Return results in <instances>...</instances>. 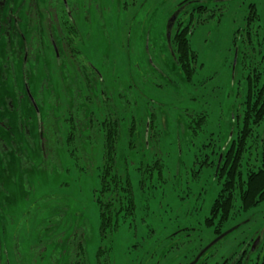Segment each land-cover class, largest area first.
Masks as SVG:
<instances>
[{
  "label": "rangeland",
  "instance_id": "374dc122",
  "mask_svg": "<svg viewBox=\"0 0 264 264\" xmlns=\"http://www.w3.org/2000/svg\"><path fill=\"white\" fill-rule=\"evenodd\" d=\"M52 1L0 3V264H230L245 253L235 264H264V201L225 222L221 238L206 224L255 66L264 82V0H67L94 76L61 41ZM191 13L187 77L169 34ZM110 115L135 211L103 238L96 194ZM260 154L253 141L244 169Z\"/></svg>",
  "mask_w": 264,
  "mask_h": 264
},
{
  "label": "trees",
  "instance_id": "16d2710c",
  "mask_svg": "<svg viewBox=\"0 0 264 264\" xmlns=\"http://www.w3.org/2000/svg\"><path fill=\"white\" fill-rule=\"evenodd\" d=\"M66 1H52L56 10L55 19L58 24L61 41L68 48L69 55L75 57L81 63L79 64L83 72L87 76H94L95 71L88 64H84V60L80 56V50L77 47L79 31L69 15ZM251 7V13L248 16L249 21L254 16H257L254 4H251ZM206 9L207 7L204 5L198 8L201 11ZM193 21V13H191V21L188 25H184L182 19L177 18L175 32L170 39L175 58L180 69L187 77H191L196 70L197 61V53L190 42ZM257 28L258 26L252 31L254 35L249 31L247 32L248 38L251 39L257 35ZM255 38L257 39L258 36ZM260 76L261 70L258 69V66H255L252 75L248 76L249 87L243 102V113L240 114V119L237 122L238 130L236 136L232 138L229 147L223 152L218 167L221 189L213 203L210 216L206 218L208 226H217V235L223 233L221 230L222 225L239 211L248 210L264 201V130L262 134H259L260 131H258L264 122V82L259 85ZM201 122H198V124L201 125ZM102 123L105 139V163L101 175V187L97 191L96 200L100 210V230L102 237L105 238L117 230L121 217L126 219L133 215L135 199L130 178L123 176L115 169L116 143L119 134L118 119L110 115ZM253 141L261 146L259 162L252 165L248 161V167L244 169V159L246 158V153L252 147ZM208 162L210 163V161ZM237 198L240 199V206L236 205ZM76 244L79 251H81L82 261L86 263L83 240H79ZM246 254L239 256L238 261L242 257L244 258Z\"/></svg>",
  "mask_w": 264,
  "mask_h": 264
},
{
  "label": "flooded vegetation",
  "instance_id": "af4514ba",
  "mask_svg": "<svg viewBox=\"0 0 264 264\" xmlns=\"http://www.w3.org/2000/svg\"><path fill=\"white\" fill-rule=\"evenodd\" d=\"M2 1H3V0H0V3H1ZM182 5H183V4H182ZM67 8H68V7H67ZM68 12H69V15H70V11H69V9H68ZM222 156H223V155H222ZM222 156L220 157V162H221ZM220 235H222V234H220ZM220 235H218V236H220ZM238 258H239V256H238V257L235 256L234 260L231 261L230 264H235L236 261L238 260Z\"/></svg>",
  "mask_w": 264,
  "mask_h": 264
},
{
  "label": "water",
  "instance_id": "95a60500",
  "mask_svg": "<svg viewBox=\"0 0 264 264\" xmlns=\"http://www.w3.org/2000/svg\"><path fill=\"white\" fill-rule=\"evenodd\" d=\"M175 18H176V17H174L173 21H171V23H170V26H171V27H172L173 24H174ZM170 36H171V32H170V34H169V38H170ZM223 236H224V235H221L219 238H221V237H223ZM253 248H254V247H253Z\"/></svg>",
  "mask_w": 264,
  "mask_h": 264
}]
</instances>
